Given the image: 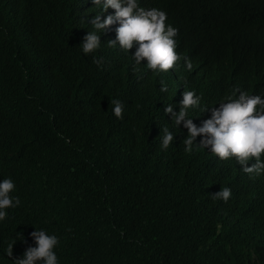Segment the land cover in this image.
I'll return each mask as SVG.
<instances>
[{
  "label": "trees",
  "instance_id": "trees-1",
  "mask_svg": "<svg viewBox=\"0 0 264 264\" xmlns=\"http://www.w3.org/2000/svg\"><path fill=\"white\" fill-rule=\"evenodd\" d=\"M141 1L167 13L192 71L183 60L168 72L143 64L134 71L106 34L84 55L80 43L92 30L85 22L98 13L89 0H0V179L10 175L22 200L0 224V264H11L2 253L19 232L31 243L32 226L60 237L61 264H264V175L251 178L235 160L202 149L185 153L186 130L168 150L160 146L163 127L172 128L163 104L179 101L182 89L209 104L224 93L225 81L202 75L197 47L224 75L240 69L233 81L243 90L264 94V56L247 66L264 29V0H241V41L183 17L201 0ZM113 99L123 102V119L112 114ZM223 187L232 190L227 203L212 199ZM26 247L17 241L14 256Z\"/></svg>",
  "mask_w": 264,
  "mask_h": 264
},
{
  "label": "clouds",
  "instance_id": "clouds-1",
  "mask_svg": "<svg viewBox=\"0 0 264 264\" xmlns=\"http://www.w3.org/2000/svg\"><path fill=\"white\" fill-rule=\"evenodd\" d=\"M89 1L98 13L92 12L95 14L91 19L87 22L84 20L92 26V30L86 32L80 43L84 55L96 53L101 48L102 34H106L110 36L107 40L108 47L118 48L131 56L134 71H138L139 66L143 64L156 74L168 72L177 68L182 60L184 70L192 71L193 64L188 55L182 56L176 50L179 30L166 23L168 17L164 10L152 8L148 2L141 0ZM225 1L229 2L228 6ZM243 10L241 0H201L197 5L187 8L183 17L196 22L205 32L218 28L241 41L245 33L240 25ZM218 40L220 41L219 38ZM252 46L251 60L247 66L255 69L264 56V29ZM197 49L199 54L204 53L206 59L207 71H202V75L207 80L212 73L213 79L210 81H225L224 86H218L224 93L219 97V101L209 104L205 103L203 95H198L195 90L182 89L186 91L181 93L179 101L173 100L174 95L171 103L163 104L162 113L172 122V128L165 125L162 129V150H168L177 134L186 130L183 132L185 153L192 154L195 150L202 149L219 160H235L236 164L241 166L240 169L251 178L264 175V94L243 90L238 80L233 81L240 69H228L227 75H224L223 71H217L210 66V58L205 51L199 47ZM239 50L240 47H234L228 56L235 57ZM102 59L94 57L93 62L100 65ZM257 78L264 83L262 75ZM159 85L160 93L169 92L166 81L160 80ZM111 104L112 114L118 119H123V102L113 99ZM192 110H198L201 114L191 115ZM195 117H201L199 124L194 122ZM173 129H178L179 132ZM253 159L254 162L248 166L249 161ZM16 193L17 185L10 175L0 179V224L10 219V209L21 207V197ZM211 195L212 199L227 203L232 197V190L223 187ZM32 227L33 230L28 233L31 243L19 232V238H11L3 249V258L10 260L11 264H61L56 251L61 243L60 237L50 233L47 228ZM17 241L27 247L21 255L14 256L13 248Z\"/></svg>",
  "mask_w": 264,
  "mask_h": 264
}]
</instances>
